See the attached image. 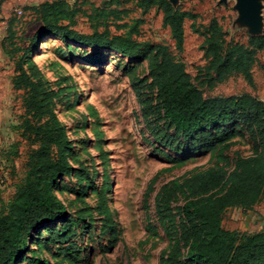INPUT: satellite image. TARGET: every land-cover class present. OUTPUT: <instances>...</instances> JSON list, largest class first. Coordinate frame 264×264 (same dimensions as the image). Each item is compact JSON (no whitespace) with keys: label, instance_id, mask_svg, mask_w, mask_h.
I'll list each match as a JSON object with an SVG mask.
<instances>
[{"label":"rangeland","instance_id":"1","mask_svg":"<svg viewBox=\"0 0 264 264\" xmlns=\"http://www.w3.org/2000/svg\"><path fill=\"white\" fill-rule=\"evenodd\" d=\"M55 1L0 0V212L24 181L32 149L20 130L26 92L13 88L16 59H10L6 50L26 46L40 26L33 9ZM63 1L73 14L76 32L90 34L97 25L101 33L106 25L111 36L130 34V40L147 47H165L184 65L205 98L247 94L264 102V48L249 46L250 38L264 36V0H259L263 28L257 36L237 23L235 0H165L181 16L180 49L155 4L147 6L144 0ZM134 29L137 33H131ZM212 32L219 38L223 59L230 54L236 57V47L245 53L253 51L250 81L241 72L217 76L208 49ZM154 54L143 48L138 58H128L57 37L44 38L29 54L25 68H33L37 74L34 82H42L51 93L53 113L72 149L70 175L57 180L51 190L64 205L68 224L62 229L58 221L43 228L30 244L34 253L28 254L29 258L47 264H127L128 260L131 264H160L162 255L167 258L176 244L181 247L176 210L190 198L183 183L214 170L223 171L227 178L238 157L253 155L252 142L242 125L227 127L226 134L209 150L189 152L180 138L177 141L183 152L160 146L148 126L153 130L157 124L164 126L169 134L173 130L154 110L156 83L150 75ZM100 149L105 152L106 168ZM165 184L177 193L171 202L175 218L162 224L156 198ZM102 188L116 227L113 236L101 231L103 218L94 211ZM222 226L249 234L264 232V199L246 211L229 209ZM67 230L71 235L63 244L43 243L51 231ZM70 246L72 253L67 256L61 250ZM181 250L184 255L185 248Z\"/></svg>","mask_w":264,"mask_h":264},{"label":"trees","instance_id":"2","mask_svg":"<svg viewBox=\"0 0 264 264\" xmlns=\"http://www.w3.org/2000/svg\"><path fill=\"white\" fill-rule=\"evenodd\" d=\"M144 3L147 6L155 4L162 10L180 49L183 31L179 13L173 11L165 0H144ZM33 11L40 22L39 28L28 39L26 46L6 50L10 59H16L13 88L26 92L20 130L32 149L26 160L24 181L0 212V264H47L39 258L27 256L34 253L30 244L50 224L61 221L62 229L68 224L65 222V207L51 190L57 180L71 173L68 161L72 153L71 143L53 113L51 93L42 82H34L37 74L33 68H25L32 50L44 38L50 37L83 46L101 47L128 58H138L143 48L155 51L150 70L156 83L154 110L159 118L163 117L173 134L158 124L156 130L151 126L148 129L164 149L183 152L177 141L180 138L188 145L189 152L209 150L226 134L227 127L242 125L246 129L253 155L238 157L234 170L227 178L223 171L214 170L183 183V187L190 191V198L176 211L180 221L178 240L185 248V254L182 255L181 247L176 244L167 258L161 256L160 264H264V232L249 234L226 230L222 226L229 209L246 211L264 199V102L247 94L205 98L193 85L184 65L165 47H147V44L130 40V34L126 37L111 36L106 25L101 33L97 25L90 34L76 32L73 29V14L63 0L42 3ZM131 33H137L136 29ZM218 41L216 32L210 33L208 49L216 62L217 76L241 72L250 81L253 51L245 53L242 47H236V57L230 54L223 59ZM249 46L262 50L264 36L250 38ZM104 154L100 149L99 157L106 168ZM176 193V188L165 184L157 195L156 212L162 224L175 218L171 202ZM98 198L94 211L103 218L101 231L113 236L116 227L105 202L103 188ZM70 235V230L65 233L51 231L43 243L60 245ZM64 249L61 251L65 255L72 253V246ZM127 264L131 262L128 260Z\"/></svg>","mask_w":264,"mask_h":264},{"label":"water","instance_id":"3","mask_svg":"<svg viewBox=\"0 0 264 264\" xmlns=\"http://www.w3.org/2000/svg\"><path fill=\"white\" fill-rule=\"evenodd\" d=\"M172 2L174 0H171ZM226 2V0H221ZM238 13L237 23L245 26L252 35H260L263 24L260 15L259 0H235Z\"/></svg>","mask_w":264,"mask_h":264},{"label":"built area","instance_id":"4","mask_svg":"<svg viewBox=\"0 0 264 264\" xmlns=\"http://www.w3.org/2000/svg\"><path fill=\"white\" fill-rule=\"evenodd\" d=\"M69 1H71V2H76V1H78V0H69Z\"/></svg>","mask_w":264,"mask_h":264}]
</instances>
